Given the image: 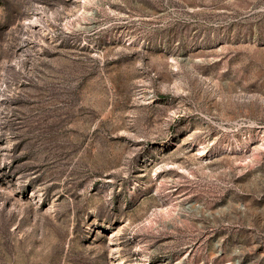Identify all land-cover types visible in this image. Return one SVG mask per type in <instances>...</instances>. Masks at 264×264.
Returning a JSON list of instances; mask_svg holds the SVG:
<instances>
[{
	"label": "rangeland",
	"instance_id": "obj_1",
	"mask_svg": "<svg viewBox=\"0 0 264 264\" xmlns=\"http://www.w3.org/2000/svg\"><path fill=\"white\" fill-rule=\"evenodd\" d=\"M0 264H264V0H0Z\"/></svg>",
	"mask_w": 264,
	"mask_h": 264
},
{
	"label": "bare ground",
	"instance_id": "obj_2",
	"mask_svg": "<svg viewBox=\"0 0 264 264\" xmlns=\"http://www.w3.org/2000/svg\"><path fill=\"white\" fill-rule=\"evenodd\" d=\"M37 24V23H36Z\"/></svg>",
	"mask_w": 264,
	"mask_h": 264
}]
</instances>
